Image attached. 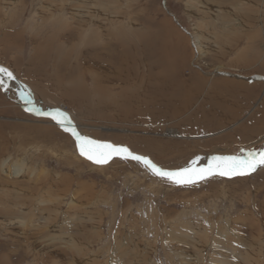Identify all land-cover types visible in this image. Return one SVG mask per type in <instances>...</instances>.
<instances>
[{
  "label": "rangeland",
  "instance_id": "rangeland-1",
  "mask_svg": "<svg viewBox=\"0 0 264 264\" xmlns=\"http://www.w3.org/2000/svg\"><path fill=\"white\" fill-rule=\"evenodd\" d=\"M260 43L264 0H0V65L40 108L167 169L264 148L243 141L252 113L228 121L218 100L220 82L259 79ZM12 92L0 79V264H264V167L177 185L131 159L96 164ZM142 107L155 118L131 119Z\"/></svg>",
  "mask_w": 264,
  "mask_h": 264
},
{
  "label": "snow or ice",
  "instance_id": "snow-or-ice-1",
  "mask_svg": "<svg viewBox=\"0 0 264 264\" xmlns=\"http://www.w3.org/2000/svg\"><path fill=\"white\" fill-rule=\"evenodd\" d=\"M0 74L14 79L13 73L4 66H0ZM36 111L38 115L50 116L64 131L69 132L75 139V144L81 156L96 164H107L113 157L131 159L141 163L153 175L169 180L177 185L192 184L198 180H204L213 175L224 177L244 176L253 173L258 167H264V148L259 151L249 150L243 154L236 155H214L208 158V163L198 166L200 157L190 160L185 166L167 169L154 163L147 156L137 154L129 150L125 145L113 144L107 141L91 139L82 135L72 125L67 113L54 109L50 112Z\"/></svg>",
  "mask_w": 264,
  "mask_h": 264
},
{
  "label": "crops",
  "instance_id": "crops-1",
  "mask_svg": "<svg viewBox=\"0 0 264 264\" xmlns=\"http://www.w3.org/2000/svg\"><path fill=\"white\" fill-rule=\"evenodd\" d=\"M259 49H261L262 51L261 53ZM263 50H264V44L262 43L258 44V50L256 48V53L254 54V58L252 59L251 65H250L251 66L250 68H255L256 72H258L257 73L259 77L258 80L251 81V80L242 79V80H236L233 82L225 81L224 83H221V82L219 83L220 85L218 88L220 90V93H219L218 100L220 104L224 106L226 104V106H230L229 108L234 110V112H231L232 115H230L229 118L224 114L225 116L224 118H227L228 121H231V120L238 121L239 119H242L246 114H251V113L252 114L250 116L252 117L247 116L245 118V120H248L246 121L247 123L250 122L249 123L250 125H253V123L254 122L256 123L258 120H260L261 122L264 121V79L262 78L264 77ZM209 85L210 83H208V86ZM232 97H234L233 103L232 101H230ZM256 102L257 104L255 105ZM256 107H258L257 111L255 109ZM254 109L256 111L255 113H254ZM247 123H244V124H247ZM254 127L255 129H252L250 131L247 130L248 136L242 135L243 141H249L252 137L256 138L254 136H259V134L264 133L263 124L258 126V123H257V125Z\"/></svg>",
  "mask_w": 264,
  "mask_h": 264
},
{
  "label": "bare ground",
  "instance_id": "bare-ground-1",
  "mask_svg": "<svg viewBox=\"0 0 264 264\" xmlns=\"http://www.w3.org/2000/svg\"><path fill=\"white\" fill-rule=\"evenodd\" d=\"M140 38V37H139ZM144 41V40H143ZM148 41H149V39H148ZM137 42H139V41H137ZM144 43V42H143ZM145 43H146V41H145ZM149 43V42H148ZM147 43V44H148ZM140 44V43H139ZM105 45V44H104ZM142 45V44H141ZM145 45V44H144ZM153 45V44H152ZM143 46V45H142ZM107 47V46H106ZM145 47V46H144ZM146 48L147 49H151L150 48V45H146ZM147 51V50H146ZM89 52V51H88ZM129 52V51H128ZM148 52V51H147ZM150 52V51H149ZM92 55H91V58H92V60L90 61V64L92 63V62H94V57L96 56V55H98L97 54V52L95 51V50H92L91 52H90ZM101 53V52H100ZM108 53V52H107ZM126 53V51L124 52V55L122 56V57H125L127 54H125ZM145 54V53H144ZM148 54V53H147ZM150 54H151V52H150ZM149 55V54H148ZM97 57H99V55L97 56ZM96 57V58H97ZM150 57H151V55L150 56H148V60L150 61ZM40 58H41V56H40ZM39 58V59H40ZM88 58V57H87ZM100 58V57H99ZM99 58H97V59H99ZM102 59V58H101ZM104 59V58H103ZM96 61V60H95ZM99 61H101V60H99ZM97 62V61H96ZM102 62V61H101ZM125 62V61H124ZM150 62H154L155 63V61H153V60H151ZM162 64V63H161ZM97 65V64H96ZM1 66V65H0ZM53 66V65H52ZM99 66H102V64H100ZM219 66V65H218ZM104 67V66H103ZM99 68H101V67H99ZM11 70V69H10ZM58 70V69H57ZM124 70H125V68H124ZM93 71H94V69H93ZM221 72V71H220ZM217 73H219V71H218V68L217 69H215L214 70V72H212L211 74H210V76L211 77H214ZM15 74V73H14ZM130 74V73H129ZM71 75V74H70ZM98 75V74H97ZM125 76V75H124ZM195 76V75H194ZM54 77V76H53ZM61 77V76H60ZM76 77V76H75ZM17 78V77H16ZM77 78V77H76ZM97 79L98 78H100V77H96ZM106 78V77H105ZM264 78V77H263ZM0 79H1V81H2V85H3V87H4V89H5V91H6V89H8V93H9V96H11L12 98H14V93L16 92V91H14V93L12 94L11 93V90H13L14 88L19 92V98L17 99L18 101H19V104H20V106H22L23 108H25L26 109V111L28 110V103L25 101L26 100V97L25 96H23V95H21L22 94V92H21V89L19 88V86H18V84L15 82V81H8V80H6L5 79V76H3L2 74H0ZM18 80H20L19 78H17ZM102 79V78H101ZM190 79H192V81L190 80ZM189 80V82H183V85L184 86H186V88H196V87H199V83H197V81L195 80V78L192 76L191 78H190ZM70 80H72V78L70 79ZM106 80V79H105ZM110 80V79H109ZM153 80V79H152ZM21 81V80H20ZM173 81V80H172ZM175 81V80H174ZM22 82V81H21ZM94 82H95V86H97V90L99 91L97 94H95V96H100V94L101 95H105V94H107L108 93V91H107V84L105 85V84H103V83H101V81H100V79L99 80H94ZM180 83H182L181 81H179ZM209 82V81H208ZM173 83V82H172ZM101 84L103 85L102 86V88H104V89H100V87L99 86H101ZM111 85V84H110ZM120 85H122L123 87H125V86H127V85H125V83L124 84H122V83H120ZM175 85V84H174ZM181 85V84H180ZM83 86V85H82ZM183 86V87H184ZM179 87V86H178ZM27 88H28V86H27ZM177 88V87H176ZM84 89H85V87H84ZM147 89V88H146ZM199 89V88H198ZM175 90V89H174ZM28 92H29V95H30V100L33 102V104H34V106L36 107V108H39L40 109V112H50V111H52V110H54V109H48V111H44V109H41L40 108V106L38 105V102L33 98L34 96H32L33 94H31V91L29 90V88H28ZM125 92V91H124ZM124 92H122V93H124ZM172 92V91H171ZM84 93H86V91H84V90H82V93H80L81 95L82 94H84ZM174 93V92H173ZM7 94V93H6ZM11 94V95H10ZM87 94V93H86ZM124 95H125V93H124ZM123 95V96H124ZM128 96V95H127ZM139 96L141 97V94H139ZM171 96V95H170ZM92 97H94V95H92ZM87 98V97H86ZM137 98V96H132V99L131 100H134V99H136ZM16 99V98H15ZM102 99H103V97H102ZM121 99V98H120ZM140 99V98H139ZM100 100V99H99ZM130 100V99H129ZM187 101L185 102L186 103V105H181V110H183L184 108H186V106L188 105V99H186ZM101 101V100H100ZM28 102H30V101H28ZM41 102V101H40ZM101 103V105H102V107L104 106V107H106L108 110H110V104H107L106 105V103H103V102H100ZM124 103H125V101H124ZM132 103V102H131ZM141 103V102H140ZM139 102H137V104H138V106H141V104H140ZM130 105V104H129ZM111 106H113L112 104H111ZM115 106V105H114ZM60 107L61 108H57V109H59V111L60 112H64L63 111V106L62 105H60ZM101 108V107H100ZM111 108H113V107H111ZM143 108V107H142ZM147 107H144L141 111H139L138 109L136 110L137 112H134L133 114H131L130 115V118L131 119H136V120H140L141 121V119H149V120H153L154 118H155V116H153L151 113L150 114H146L145 115V112H148L147 111V109H146ZM56 109V108H55ZM98 109V108H97ZM139 111V112H138ZM178 111H179V109H178ZM214 111V110H213ZM173 112H174V110H173ZM126 116V115H125ZM129 116V115H128ZM38 118H42V119H50V118H46V117H43V116H37ZM122 117V116H121ZM124 117V116H123ZM191 117V116H190ZM256 117V116H255ZM70 118V117H69ZM253 119V118H252ZM256 119V118H255ZM254 119V120H255ZM50 120H52V119H50ZM72 120V119H71ZM122 120V119H121ZM33 121H36V122H38V121H42V120H36V119H34ZM52 121H55V120H52ZM52 121H48V123H52ZM144 121V120H143ZM56 122V121H55ZM252 122V121H251ZM57 123V122H56ZM74 123V122H73ZM246 123V122H245ZM248 123H250V122H248ZM247 123V124H248ZM245 124L244 125V127L245 128H247V130H248V127L250 126V124ZM74 125H75V127H76V129H77V131H79V125L78 124H76V123H74ZM105 128V127H104ZM251 128V127H250ZM81 131V130H80ZM167 134H173V135H178L177 133H175L172 129H170V130H168V132H167ZM244 134H246L247 135V132L246 133H244ZM259 138L257 139L258 140V142L257 143H259V142H261L262 141V139H264V133L263 134H259ZM254 137H256V136H254ZM252 139V138H251ZM149 142V141H148ZM132 143V142H131ZM253 144V143H252ZM252 144H249V145H252ZM132 145V144H131ZM136 146V145H135ZM260 149V148H259ZM217 150V149H216ZM144 154H145V152H144ZM242 154H243V152H242ZM212 155V154H211ZM231 155H236V154H231ZM145 156V155H144ZM84 157V156H83ZM85 158V157H84ZM87 159V158H86ZM201 162L199 163L198 162V166H201V165H203V164H205L206 162H208V158L207 157H205L204 159H201L200 160ZM261 168H263V167H259L258 169H257V171L258 170H260Z\"/></svg>",
  "mask_w": 264,
  "mask_h": 264
},
{
  "label": "water",
  "instance_id": "water-1",
  "mask_svg": "<svg viewBox=\"0 0 264 264\" xmlns=\"http://www.w3.org/2000/svg\"><path fill=\"white\" fill-rule=\"evenodd\" d=\"M3 75V74H2ZM3 76H5V79L6 80H8V81H15L17 84H18V86H19V88L21 89V92H22V94L21 95H23V96H25L26 97V102L28 103V110H27V112L28 113H30V114H32V115H34V116H43V117H46V118H50V119H52L50 116H45V115H38L37 113H36V111H32V110H30V109H38L39 111H40V109L39 108H36L35 106H34V104H33V102L30 100V95H29V92H28V88H27V86L23 83V82H21L20 80H18L17 78H16V76L13 74V76H14V79H9V78H7V76L6 75H3ZM28 101H30V102H28ZM70 119V118H69ZM53 120V119H52ZM71 120V119H70ZM71 122H72V125L73 126H75L74 125V121H72L71 120ZM76 128V127H75ZM69 133V132H68ZM70 134V133H69ZM70 136H71V134H70ZM72 137V136H71ZM73 138V137H72ZM73 140L75 141V139L73 138ZM130 150V149H129ZM78 152H79V150H78ZM80 154V153H79ZM114 158V157H113ZM92 162V161H91ZM94 163V162H93ZM208 162H206L205 164H203V165H206ZM203 165H201V166H203ZM259 168V167H258ZM257 168V169H258Z\"/></svg>",
  "mask_w": 264,
  "mask_h": 264
}]
</instances>
